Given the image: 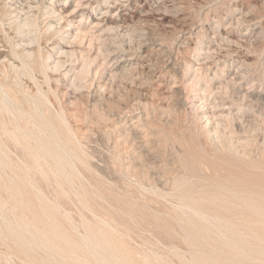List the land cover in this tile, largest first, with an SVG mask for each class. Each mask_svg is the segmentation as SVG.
I'll use <instances>...</instances> for the list:
<instances>
[{"label":"rangeland","instance_id":"1","mask_svg":"<svg viewBox=\"0 0 264 264\" xmlns=\"http://www.w3.org/2000/svg\"><path fill=\"white\" fill-rule=\"evenodd\" d=\"M43 1L97 38L81 40V162L38 172V231L0 205V264H264V0Z\"/></svg>","mask_w":264,"mask_h":264},{"label":"bare ground","instance_id":"2","mask_svg":"<svg viewBox=\"0 0 264 264\" xmlns=\"http://www.w3.org/2000/svg\"><path fill=\"white\" fill-rule=\"evenodd\" d=\"M19 1H11L14 5L18 4V6L6 3L3 4L2 9L0 8L1 15L5 18H7V16L12 17V23L9 24L8 29L3 30L4 27L3 29L0 28V33L4 32L7 35L6 37L0 36V44H2L0 47L8 48L5 42L11 45L8 52H6V50L2 51L0 48V205L7 206V209L9 208L14 214L12 217L15 216L16 220H20L23 225L26 224L27 226H25L29 231L32 229L31 226H35V221L33 220V215L35 214L33 210V199L31 201L29 195L31 194L32 188L36 187L37 180H35V177L38 175V172L45 173L48 176L50 174L47 169H50L54 175L60 177L64 172L59 170L58 167L60 165L64 167L66 162L65 154L69 155L71 152L74 153L71 158L74 157L77 161L81 162V156L78 153L81 149V118H83L81 117V112L84 111L81 107V99L84 98L81 97V88H83L82 84H85L81 82H85V77L83 76L85 75L87 77L90 75V68L93 67L92 64L95 63L93 57L92 59L90 56L86 58L85 56L87 54L85 56L83 53L81 54V45L85 42V39L89 38V40H87L88 45H84L86 46L84 49L85 52L87 51L90 53V47H93L91 44H94L93 41L97 38L89 34V32L88 35L81 33L80 26L76 28L75 34H70L69 27L73 22L67 18L66 12L56 9L52 3L48 4L43 0H39L36 2V5H32L28 2V6H24L20 4ZM31 3L35 4V1ZM78 6L79 8L81 7L80 5ZM69 14L70 13H68V15ZM45 16L55 19L56 23L50 21L47 24L44 35L42 34L43 36L34 39L32 36L34 32H42L37 22ZM82 17L83 16H80L79 23ZM44 21L45 20H43L42 23H44ZM0 23L2 22L0 21ZM99 25L100 22L97 21L95 26L98 27ZM41 37L47 40V42L54 41L53 44L60 45L56 47L58 48V56L55 57V54L52 52L50 53L40 48ZM81 40L83 42H81ZM37 43H39V48L35 46ZM78 44L80 46H78ZM64 45H77V48H71L69 50L65 49ZM87 48L90 51L86 50ZM12 56L20 60V64L12 61ZM98 56L99 55H96L95 57ZM70 74H72V76H69ZM40 76H42V79ZM66 81L69 84H67ZM31 82L34 84L32 85ZM87 83L88 81L86 84ZM44 85L47 87H44ZM65 88L67 89L66 92ZM69 90L72 91L68 92ZM78 122H80V124ZM215 133H218L217 130H215ZM12 152H14L15 156L11 154ZM48 158L53 159L56 162V166H53ZM72 160L71 163L73 164L75 161L74 159ZM48 178L50 180V177ZM27 195L28 199L26 197ZM61 198L63 197L60 196V199ZM4 212H6V210ZM40 219H42V217ZM45 222L46 221H44V223ZM18 227L20 226L18 225ZM35 229L36 230H32L38 231L37 228ZM40 229L42 228L40 227ZM22 230H24V228ZM27 230L24 231L27 232ZM40 232L42 233L43 231ZM6 233L8 234V232ZM46 233H42L44 237L46 235L45 240L48 237ZM28 234L29 233H27V235ZM52 234L55 236L54 233ZM232 234L236 235L235 232ZM36 235L38 237L39 235L42 236L41 234ZM3 237L4 239L7 238L6 235ZM29 237L32 238V234ZM38 237H36V239ZM255 239L264 242V236L256 235ZM15 241H18V239H15ZM46 246L48 247V245ZM14 248L11 250L12 252ZM41 250H43V248ZM144 257H146L145 254ZM31 263L30 260V264Z\"/></svg>","mask_w":264,"mask_h":264}]
</instances>
